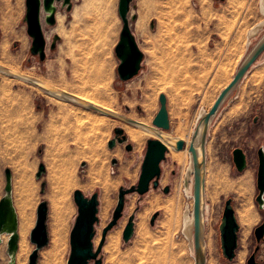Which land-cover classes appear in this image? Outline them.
I'll use <instances>...</instances> for the list:
<instances>
[{
  "label": "rangeland",
  "instance_id": "rangeland-1",
  "mask_svg": "<svg viewBox=\"0 0 264 264\" xmlns=\"http://www.w3.org/2000/svg\"><path fill=\"white\" fill-rule=\"evenodd\" d=\"M262 5V0H134L130 18L136 16V20H131V28L144 53V61L136 77L122 81L118 73L120 60L115 53L123 28L119 0H72L70 11L59 5L57 23L54 26L44 23L47 40L44 61L31 52L32 38L25 21L26 0H0V58L1 46L7 43L10 56L4 58L2 66L59 89L94 95L98 102H108L116 112L128 118H146L142 101L149 94L151 125L160 109L159 97L164 93L171 124L168 132L173 135L174 128L180 124L196 129L202 113L210 111L264 35ZM253 29L258 30L250 36ZM53 43L55 48H52ZM22 47H26L23 55L13 62ZM191 81L195 83L193 90L189 89ZM176 88L182 91L177 92ZM57 98L36 85L0 73V199L6 184L5 170L10 168L19 220L21 200L30 203L35 211L34 223L28 231L30 248L23 256L18 252L16 264H29L35 249L30 233L36 223L37 207L44 200L49 203L50 244L40 251L38 264H53L47 254L60 217L68 226V252L64 263L68 264L70 235L78 215L74 200L77 189L87 197L99 194L97 248L104 228L113 218L120 188L138 184L147 151V140L140 147L129 140L134 146L132 151L126 149L125 143L109 148L115 128L123 127L125 122L107 115L100 117L104 122H98L100 118L94 110L82 113L78 111L80 105ZM236 106L241 108L238 113L233 112ZM76 114L96 123H76ZM103 123L110 127L107 132L100 129ZM207 141L213 142L214 148L211 153L206 148V166L215 156L211 163L224 166L232 177L246 170L253 174L252 204L258 218L251 228L248 253L242 263L247 264L258 246L254 230L264 221V209L260 210L256 201L257 152L264 146V53L221 106L208 130ZM236 147L243 148L248 155V168L242 173L233 160ZM171 157L169 151L162 163L159 189L152 187L143 196L138 193L126 196L123 216L108 233L101 252L104 264H195L193 239L184 231L185 216H191L194 209L193 177L190 188L185 189L191 157L185 166ZM114 159H117L115 165ZM41 164L46 166V173L38 179L36 174ZM44 182L46 187L42 193ZM68 182L74 185L69 186ZM205 185L208 193L209 183ZM166 186L171 188L169 194L163 191ZM235 196L233 192L221 193L212 203L206 194L205 231H213L217 264H233L237 258L236 254L235 259L229 261L224 256L220 232L229 198H233L236 211ZM170 202L176 207L173 214L166 212L165 206ZM157 212L159 216L152 225L151 219ZM132 214H136L135 234L125 243L123 231ZM238 223L239 250L243 224L239 219ZM143 226L146 228L142 229ZM7 242L8 239L0 242V264L9 261ZM111 246L120 250L113 260L107 250ZM257 261L264 264V240L257 252Z\"/></svg>",
  "mask_w": 264,
  "mask_h": 264
},
{
  "label": "water",
  "instance_id": "water-1",
  "mask_svg": "<svg viewBox=\"0 0 264 264\" xmlns=\"http://www.w3.org/2000/svg\"><path fill=\"white\" fill-rule=\"evenodd\" d=\"M134 0H119L118 11L123 21L120 39L115 47V53L120 64L118 66L119 77L122 81H129L136 77L141 69L144 61V53L139 47L136 36L131 28V20H136V16L130 18L131 5ZM224 1V0H218ZM264 0H262V4ZM68 11L72 8V0H26V16L27 32L32 38L31 52L33 55L39 56L42 61L46 58L47 40L44 32V23L54 26L57 23L56 14L59 9ZM264 7V5H262ZM57 38H55V41ZM56 44H52L55 48ZM264 53V35L251 49L246 56L237 73L233 77L231 83L225 87L212 108L200 120L191 140L190 153L193 169H188L187 174L193 177L194 191V252L195 264H206V239H205V207H206V141L210 125L216 117L223 103L229 95L237 88L242 79L248 73L250 68L256 63L259 57ZM0 73L26 81L36 85L46 91L48 94L59 97L70 103H74L112 118L121 120L126 124L143 128L154 134L155 137L147 139V151L142 164L139 182L130 188L121 187L119 190L118 204L114 210L113 218L107 227L103 230L102 240L96 248L94 240L97 235L96 227L100 224L99 217V194L94 193L91 197H87L82 190L74 191V200L78 207V215L76 222L71 231V255L68 264H90L92 261L95 264H104L101 252L106 241L108 233L118 224L123 216L126 196L132 193H138L140 196L148 193L151 188H160V179L162 176V163L166 160V155L170 151L164 139L169 140L175 150H182L185 147V142L182 139H177L169 134L171 128L170 116L168 110V99L163 93L159 97L160 109L155 115L152 125L146 126L139 124L128 117L121 115L118 112L110 111L104 107L89 103L69 92L59 89L49 83L41 81L37 78L24 75L7 67L0 65ZM129 137L123 127L115 128V137L109 141V148L113 149L116 145L127 143L126 149L132 151L134 146L128 143ZM258 172H257V188L258 195L256 201L260 210L264 209V146L258 149ZM233 160L237 170L242 173L248 168V155L246 151L237 147L233 151ZM112 163L115 165L117 159ZM85 165V164H83ZM191 167V166H190ZM46 173V166L41 164L36 174L38 179L42 178ZM6 184L4 193L0 199V242L2 235H9L7 242V254L10 257L8 264L17 263V255L19 252V215L15 206L13 196V174L10 168L5 170ZM190 185L188 176L185 178V186ZM46 183H42V193L45 191ZM170 186H166L163 191L166 194L170 193ZM37 217L34 228L30 233V241L35 245V249L30 255L29 264H38L40 251L50 244V234L48 229L49 220V203L41 201L37 207ZM159 212L155 213L151 219V224L154 225ZM135 219L136 214H132L123 231V240L125 243L131 241L135 234ZM239 230L236 211L233 205V198H229L225 204V210L220 224L221 245L224 256L233 261L236 257L239 247ZM258 246L248 258L247 264H261L257 261V252L260 250V244L264 240V221L254 230Z\"/></svg>",
  "mask_w": 264,
  "mask_h": 264
},
{
  "label": "bare ground",
  "instance_id": "bare-ground-1",
  "mask_svg": "<svg viewBox=\"0 0 264 264\" xmlns=\"http://www.w3.org/2000/svg\"><path fill=\"white\" fill-rule=\"evenodd\" d=\"M201 4H203V1L200 3V6H201ZM205 5L207 6V3ZM262 11L264 12V7H262ZM257 30L258 29H253L250 32V36H254L256 34ZM25 48L22 47V49L14 57L13 62L18 61L21 58ZM9 56L10 55L8 52L7 43H3L1 46L0 65H5L3 62L4 58H7ZM14 71H16V70H14ZM25 75L31 76L29 74H25ZM189 80H186V81H189ZM193 81L190 82V88H189L190 90L194 89L195 83H193ZM183 83H184V80H183ZM185 83H187V82H185ZM187 85L189 86V84H186V86ZM56 87H58V86H56ZM60 89L66 91V92H69V93L89 102V103H93L94 105L104 107L110 111L116 112L113 109L112 105H110L108 102L101 104V102L99 101L100 102L99 103L95 99L94 95L84 93L83 91H78V92L74 91L73 92V91H69V90L64 89V88H60ZM186 89H187V87H186ZM176 90H177V92L182 91L181 89L178 90L177 88H176ZM175 93H176V91H175ZM51 96H53V95H51ZM57 99L63 100L59 97ZM64 101H66V100H64ZM142 106L144 107V110L146 111V118L145 119H138V118H133L129 115V117H131L129 119L136 121L139 124L151 126V124H150V112L149 111H150V108L152 106V99H151V96L149 94H146L145 98L143 99ZM240 109L238 106L233 112L238 113V111H241ZM83 110H88V108L83 107V106H78L79 112L83 113L84 112ZM94 112H96V111H94ZM233 112L231 111V114H230L231 116H232ZM96 113H98L96 115L99 116V118L106 116V115L99 113V112H96ZM206 113H208V112L206 111V112L202 113L200 118H202ZM74 116H75L76 123H79L81 125L86 124V123H89V124L96 123V120H84L82 117H79L78 114H76ZM227 117H229V116L227 115ZM234 117H235V115H234ZM230 118H228V119H230ZM100 120H102V119L100 118L97 121L100 122ZM146 120H148V122ZM102 121L104 122V120H102ZM103 124H102V127H100V129L104 130V132H107L108 129L110 128L109 125L107 123H103ZM123 128L125 129L128 137H129V140L131 142H133L135 144V146H137V147L143 146L148 138L155 137L154 134H152L151 132H148V130H144L143 128L132 126L130 124H123ZM195 130L196 129L191 130L183 124H180L174 128L173 136H175V138H177V139H182L185 142V147L182 150H175L173 148L172 144L169 142V140L164 139V142L167 144V146L169 147V150L172 154L171 158H173L175 161H177L178 164L182 163V165L185 166L188 162L189 157H191L190 144H191L192 136H193ZM206 148H207V152L211 153L212 149L214 148L213 142L208 143V141H207L206 142ZM214 150H213V152H214ZM117 154H120V151H117ZM213 156H214V154H213ZM214 158L216 159L215 156H214ZM214 158H212V159H214ZM212 159L210 158L211 161H212ZM211 161L207 162L206 178H205V184L208 185V183H209V185H208L209 190L207 193V189H206V194L209 195V199H211V202L215 203V201L217 200L218 196L221 193L233 192L236 194V196H235L236 197V211H237L238 219L243 224V226H242V230L240 232V248H239L238 253H237V258L233 264H242L245 260L247 253H248L251 228H252L254 222L256 221V219L258 218V213L254 209L253 204H252L253 174L250 170H246L243 174H241L237 177H232L229 175L228 171L226 170V168L224 166L223 167L222 166L217 167L216 163L213 164V163H211ZM217 162H219V161H217ZM192 169H193V164L191 162L190 171ZM187 176L189 179L192 178L190 174H187ZM67 184L69 186L74 185L71 182H68ZM190 185L187 186L185 189L187 190L188 188H190ZM180 186L181 185H179V187ZM178 195H177L176 199H178ZM170 199H172V197ZM176 199L174 201H176ZM151 204H153V203H151ZM166 207H167L166 212L169 211L172 214L174 213L175 208H176L175 204L172 202H170L169 205L167 204V206H165V208ZM20 210H21V216H20V220H19V232H20L19 255L23 256L28 252V250L30 248L29 243H28V231H29L30 227L32 226V224L34 223L35 211L31 208L30 203L26 202L25 200H23V201L21 200ZM206 210H207V202H206V207H205V214H206ZM168 215H170V214H168ZM167 218H168V216H167ZM59 220H60L59 225L58 226L56 225L58 228L56 230L53 229L54 232H53V236L51 239V245L49 247V252L47 254V256L49 257L48 260L50 259V262H52L53 264H64L66 254L68 252V246H67V244H68L67 227L68 226H67V222L62 217H60ZM184 222L186 224L184 231L186 232L188 238L192 240L193 234H194V216H193V214L191 216L186 214ZM167 223L169 224V222H167ZM167 223H165V224L168 225ZM145 228L143 226L142 229H145ZM8 238H9V235H7V234L2 235V237H1V239L3 240L2 242L7 240ZM205 239H206V252H208V254L206 253L207 254L206 264H217V259H215V254H216L215 242H214V235H213L212 230L205 231ZM193 248H194V239H193ZM107 250L110 252L109 256L111 257L112 260L117 258L118 250H119L118 247L111 246V247H108ZM194 257H195V253H194ZM109 259L110 258H108V260ZM45 260H47V259H45ZM9 261H10V257H9ZM9 261H8V263H9Z\"/></svg>",
  "mask_w": 264,
  "mask_h": 264
},
{
  "label": "crops",
  "instance_id": "crops-1",
  "mask_svg": "<svg viewBox=\"0 0 264 264\" xmlns=\"http://www.w3.org/2000/svg\"><path fill=\"white\" fill-rule=\"evenodd\" d=\"M97 236V235H96ZM96 239V238H95ZM94 243H95V240H94ZM95 245H96V243H95Z\"/></svg>",
  "mask_w": 264,
  "mask_h": 264
},
{
  "label": "flooded vegetation",
  "instance_id": "flooded-vegetation-1",
  "mask_svg": "<svg viewBox=\"0 0 264 264\" xmlns=\"http://www.w3.org/2000/svg\"><path fill=\"white\" fill-rule=\"evenodd\" d=\"M125 145L127 146V143H125ZM237 148V147H236Z\"/></svg>",
  "mask_w": 264,
  "mask_h": 264
},
{
  "label": "built area",
  "instance_id": "built-area-1",
  "mask_svg": "<svg viewBox=\"0 0 264 264\" xmlns=\"http://www.w3.org/2000/svg\"><path fill=\"white\" fill-rule=\"evenodd\" d=\"M192 214H193V212H192Z\"/></svg>",
  "mask_w": 264,
  "mask_h": 264
}]
</instances>
